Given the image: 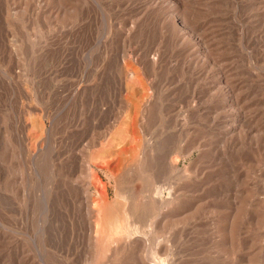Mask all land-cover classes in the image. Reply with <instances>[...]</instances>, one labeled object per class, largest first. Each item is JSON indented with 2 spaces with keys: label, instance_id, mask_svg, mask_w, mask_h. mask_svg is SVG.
I'll return each mask as SVG.
<instances>
[{
  "label": "rangeland",
  "instance_id": "1",
  "mask_svg": "<svg viewBox=\"0 0 264 264\" xmlns=\"http://www.w3.org/2000/svg\"><path fill=\"white\" fill-rule=\"evenodd\" d=\"M93 1L0 0V232L7 231V235L9 233V246L7 245L6 248L3 249V246L0 243V264H26L24 261L28 258L30 259L28 260L34 264H67V255L64 250L67 245L63 244L68 243L70 236L73 240L72 243L75 241L74 234H76L75 232H77V229L83 227L81 221H84L83 214L78 211L77 201L74 197V191L71 186V180L73 176H75V173L73 174V171H71L74 166H70V164H74L73 161L76 160L78 156L85 154L92 159L91 162L92 165H94L92 167L98 179L94 183L98 181L104 183L107 186L108 193L110 192V199L114 198V190L117 188V179L115 180L108 177L107 172L102 167L104 163H101V157L105 158V160H109V158L110 160L112 159L111 161L109 160L110 164L107 165H110L109 168H113L112 170H118V168H120L119 162L116 164V158L121 162V160L127 156L128 160L131 162L130 167L127 166V168H133L135 166L136 157H133L132 155H130V157L127 154L129 153L127 150V153H119L123 138L120 140V138L118 139L117 137L115 139L116 143L114 142L115 140L111 141V143L105 141L106 136L108 137L115 128L111 125V122L113 121L112 119L116 117L119 118L124 114L125 108L122 104V98L117 87L119 85V79L123 75L122 68L124 66H122V63L127 62V59L129 60L130 58H132L130 60H133V54L130 57L132 50L136 49L142 53L159 46L167 55H165L168 59L167 61H170L168 64L166 63L162 66L156 73L150 72V74L148 73L147 75V81L151 83V91L149 90V92H151L150 96L152 95L150 97L152 100V108H150V111H147L146 121L143 125L144 130L141 126H139V129L136 127V135L142 138L141 140L146 143L148 148L154 149L155 154L157 152L156 155H158L160 159L162 158V161H173L176 159H173L174 157L179 158L178 166L180 169H183L188 165L191 159L198 156L197 151H194L190 157L185 158L182 157L181 154V149L188 147V145L190 147L193 138L207 143L215 140L214 133L211 131L209 132L208 123L203 117V113H192L190 110V97H186V95H191V89L193 88L196 91L203 92L204 87L206 86L204 75L209 76L212 72L215 73L214 70L207 64L201 67H193V65H183L182 61H176L175 59L177 56L173 52V46L170 45V42L159 38L158 29L154 25H140L136 30H132L129 37L130 40L127 38V32L130 30L132 22H135L139 16L138 7H141L142 5L145 6V4L148 3L154 5L158 3H160L158 5H161L162 3L164 6L168 7L167 4L171 3H168V0H131L132 2L130 0ZM96 1L97 3H95ZM220 1L221 0L217 2L219 4L216 3L215 6H212L211 10H207L206 8L203 9L204 5L199 6L202 7V10L199 13L200 16H198L200 21L206 22L208 29L211 27L209 30L205 28L208 30H205L206 39L214 41L213 47H216V50L218 49L217 53L221 55H219V60L221 59L220 62H222L224 56L227 57L229 54H242L240 47L242 41H244L243 34L249 23L251 25L252 22L253 24L256 23H254V20L256 19L255 12L257 11L254 4L260 1L263 2L264 0ZM205 2L208 4L209 0L201 1L203 4ZM237 2L240 3L238 4ZM163 5H161L162 8H165ZM246 6L249 8H246ZM41 8H43L44 12ZM212 10L215 12H212ZM212 15L213 17H211ZM230 17H233V20ZM242 17L244 18L242 19ZM208 19L209 21L216 20L211 23L207 21ZM227 19H229V21ZM241 27L244 31L241 30ZM233 29L235 32L237 31L236 35L235 32L233 33ZM239 29L242 33L239 32ZM227 31L229 33H227ZM226 33L227 35H225ZM231 40H233L234 43H232ZM216 43L218 48L215 45ZM71 53L73 60L72 63H75L76 65L74 67L78 69V72L83 73V80H85L84 83L89 84L91 90L89 89L88 92L84 94L85 96L83 95L82 99H78L76 103L71 102L70 104L65 105L64 92L61 90L60 86L66 82L64 80L67 78L61 71L63 70L62 65L64 64V61ZM87 55H90L89 62L86 58ZM85 62H87L88 65ZM242 65L247 73L246 75L248 76L249 74L248 77H253V75L258 74V72H261L264 75L263 60L256 63L259 70L262 71L254 68L247 60L246 62L243 60ZM52 72L56 73L55 80L53 79L54 76L51 77ZM193 72H195V74ZM250 73L252 74L250 75ZM260 82L262 87L258 88V91L256 92L258 97L261 96L260 94H263L264 96V79ZM56 84H58V86ZM55 88L59 90H57L58 93L55 91ZM153 101L156 103L154 104ZM263 104L264 103L257 104L256 106L253 104V106L250 105L246 108L247 112H249L248 114L254 116L253 119H257L256 124H261V122L264 124ZM103 107L108 108V114H102V112H100V108ZM260 113L262 114L260 115ZM193 116L195 118H193ZM205 126L208 128H205ZM125 138L122 143L123 145L125 143L127 149V147H129V142L127 141V137ZM100 140L103 142L101 141L100 143ZM117 140L120 141L118 142ZM112 142L115 144L120 143L121 145L120 147H116ZM101 144H103V146ZM110 144H112V146H110ZM114 147H116L117 150ZM110 150L111 152H109ZM94 151L96 153L99 151V154L104 151L107 154L104 152L103 154L107 156L104 157L101 156L103 155L101 154V157H99V154L97 153L96 155ZM114 151H116L115 155ZM39 153L41 155L40 165L37 164L35 158L36 154ZM250 156L252 155L246 153L241 154L238 152L227 161H218V158H213L211 153H208L200 159L201 164L205 166L207 170L210 169L209 171H217L219 179L226 189L235 187L238 189L240 204L241 207L243 206L241 215L242 223L245 226L247 225L246 229H250L253 234L259 233L262 238L264 225L260 222L255 224L254 220L248 215L247 207L250 204V195L248 194L255 192L258 188V185L256 186V184L264 181V153L262 152L261 154L254 155L255 159H252ZM98 158L100 159L98 160ZM132 158L135 159L132 160ZM124 160L127 161V159ZM129 161L127 162V165H129ZM111 162L113 163L111 164ZM100 164L103 165L100 166ZM131 164H133V166ZM164 168L166 169V167ZM36 174L39 179H37L38 177ZM121 174L126 173L125 171H122ZM158 175L159 176L156 178V184L158 185L159 183L162 187L167 186L168 188L175 184L176 178L179 176L177 172L169 173L167 170L165 172V170L163 171V168L159 171ZM206 182L203 186L206 188V200L209 201L214 198L216 194L214 192H216V189H213L212 187L213 180L209 179ZM98 183H96L95 186L99 187ZM68 187L72 190L70 189V191ZM142 189L143 186L139 182L127 184V205L130 203L131 208L133 207L132 211H134L136 216L139 215L140 219L138 218L135 223H138V226H141V228H145L143 227V222L148 221V219L151 218V214H146L143 210L146 196H144L145 194H143ZM69 192H72V195H70L71 193ZM91 192H94V187L91 188ZM41 193L42 197L44 196L43 198L40 196ZM2 198L7 199L2 200ZM41 199H44V201ZM117 201L116 203L119 202L118 207L119 205L121 206L119 209H122V206L124 205L122 203L120 204L122 199L118 202ZM10 204H13V206ZM6 205H8V207H6ZM130 206H128L127 210H129ZM187 210H185L180 216H173L168 219V225L166 228L167 232L165 231V234L163 235L169 238L170 234L175 233V248L178 256L186 257H184V259L199 257L206 251L204 243L200 238L196 237V232H198L197 223L199 221L198 210L194 207L188 208ZM144 217H147L146 221H142L145 219ZM81 218L83 219L80 220ZM182 228H185L187 232L180 235L179 232ZM83 232L82 234L84 235ZM163 236H159L157 239L162 240ZM241 243L238 253L240 257L237 264H264V243L262 240L259 242L262 245L259 249L250 248L251 242L249 241H243ZM179 244L180 248L178 246ZM73 245L76 246L75 250L78 251V253L76 252V255L80 256H78L80 263L88 264V261L91 259V251L87 248L85 242H82L80 245L73 243ZM187 248L189 249V252H187ZM202 249L204 251L201 253L200 250ZM181 250L184 254H182L183 252ZM217 250L220 255L222 254V263L227 264L228 262L230 264V256H232L230 252L221 250L220 247L219 249L217 248ZM190 252H192L190 254L191 256L188 255ZM70 253L72 254L69 257L73 260V251ZM214 253L216 252L212 249V253L210 254L213 255ZM226 256L228 258H226ZM223 258H226L227 260H224ZM127 260L128 257L122 261L127 263L122 264H129L130 259L129 261ZM210 262L211 264H219L218 261L215 262L210 260Z\"/></svg>",
  "mask_w": 264,
  "mask_h": 264
},
{
  "label": "bare ground",
  "instance_id": "2",
  "mask_svg": "<svg viewBox=\"0 0 264 264\" xmlns=\"http://www.w3.org/2000/svg\"><path fill=\"white\" fill-rule=\"evenodd\" d=\"M201 1H203V0H168V3H171V4H167V2H166L168 7L164 6L161 3V5H163V7H165V8H162L161 5H158L160 3L155 4V5L151 4V3L145 4V6L142 5L143 7L142 6L138 7L139 8V12H138L139 16L135 22H132L131 28L127 32V38H128V40H130L129 37H130L132 30H134V29L136 30V28L140 27V25H142V26L144 24L145 25H147V24L154 25L158 29L159 36H160L159 38H161V40L163 39V40L170 42L171 43L170 45L173 46V52L177 56V58L175 59L176 61H182L183 65L188 64L189 66L193 65V67H196V66L201 67V66L207 64L210 68H212L214 70L215 73L212 72V74H210V72H209V74H210L209 76L204 75L205 76L204 78L206 79V86L204 87L203 92L196 91L193 88L194 90L191 89L192 90L191 95L190 96L186 95V97L187 98L190 97V104H191L190 110L192 111V113H194V114L203 113V115H204L203 117L207 121L208 127H209L208 128L207 126H205V128L207 127L209 129V132L211 131L212 133H214L215 140L207 143L205 141H200L196 138H193L190 147L188 145V147L181 149V154H182V157L185 158V157H190L194 151H197L198 156L191 159L189 161L188 165H186L183 169H180L178 166L179 158H177V157L173 158L172 157L173 159H175V158L176 159L173 161L172 160L166 161V162L162 161V158L160 159V157H158V155H156L157 152L155 154L154 149L148 148L146 143H144L141 140L142 138H140L138 135H136L137 134L136 127H138L137 129H139V126H141L142 129L144 130L143 125L145 124V121H146L147 111L148 110L150 111V108H152V100L150 98L152 95L150 96L151 92H149V90L151 88V83L149 81H147V75H148V73L150 74V72L156 73L162 66H164L166 63L168 64L170 61H167L168 60L166 57L167 55L165 54V52L163 50H161V48L159 46L155 47L153 49L149 48L150 50H147V51L142 52V53L136 49L132 50L130 57L133 54V56H134L133 60H130V59H132V58H130L129 60L127 59V62L122 63L123 64L122 66H124L123 68L121 67L122 71H123L122 72L123 75L119 79V82H118L119 85L117 87V90H118V92L122 98V104L125 108L124 114H123V116H121L119 118L115 116L116 118L112 119L113 121L111 122V125H112V127H115V128L113 129L114 131L112 133H110V135L108 137L106 136L105 141L108 143H111V141L115 140L118 137V139L120 138V140H122L121 138H123L122 142H124V140L126 139L125 137H127V141L129 142V147H127V149H126L125 143L123 145V143L121 142L122 146H121V148H119L120 149L119 153H122V152L124 153L127 150V152H129V153H127V152L126 153L129 156L132 155L133 157H136L135 166L133 168H127V166L130 167V163H131L128 160V156H127L126 158H124V159H127V161L122 159L120 162V160H118V158H116L117 159L116 164H117V162H119L120 166L119 165L118 166L120 168L117 167L118 170H116V169L112 170L113 168L112 169L109 168L110 165L107 166L108 164H110L109 163L110 158H109V160L108 159L105 160V158L101 157V156L106 157L107 155L105 156V154H107V153L102 151V153L100 152V154H99V151L97 152L99 154V157H101V160H102L101 163H104V165L100 164V166L103 165L102 167L107 172L108 177L113 178L115 180L117 179V183H116L117 188L115 187L116 190H114L115 191L114 198L110 199V197H109L110 192L108 193L107 186L104 183H101V181L100 182L98 181L99 183L98 182H96V183H98L99 187L95 186L96 183H94V182L98 179H97L96 173L92 167L94 165H92V162H91L92 159L90 157H88L85 154L80 155L76 158V160L73 161L74 164H72V163L70 164V166L71 165L74 166L73 170H71V169L70 170L73 171V174L75 173V176H73V178L71 180L72 181L71 186H72V189L74 191L73 192L74 197L77 201V207L79 209L78 211H80L84 216V221H81L83 223V225H82L83 227H80L79 229H77V232H75L76 233V234H74L75 235V239H74L75 241L73 243L80 245L82 242H85L87 248H89L91 251V259L90 260L88 259L89 260L88 264H120V263L122 264V263H127L125 261L122 262L124 259H127V257H128L127 261H129V259H130L129 264H211L210 260H213L215 262L218 261L220 264V263H222L223 260L221 258L222 254L220 255V253L217 250V248L219 249V247L221 250L230 252V254L232 255V256H230L231 260L229 259L231 262L230 264H237V261L240 257V255L238 253L240 250V244H242L241 242H243V241L251 242L250 248H252V249H259L262 246L259 243L260 240H262L264 243V232L262 233L263 237L261 238L259 233L253 234V232H251L250 229H248V228L246 229L247 225L245 226L242 223L241 215H242V207L243 206L241 207V204H240L238 189H236V187L226 189V187L223 186L222 182L220 181L217 171H209L210 169L207 170V168H205V166H203L201 164V159H200L201 157L206 156V154H208V153L209 154L211 153L213 158H218V161L219 160L220 161H223V160L227 161L229 158H231L234 154H236L238 152H240L241 154L246 153L248 155H252V156H250L252 159L254 158V155L261 154L262 152L264 153V124L262 122H261V124H256L257 119L256 118L253 119L254 116H252V115L250 116L248 114L249 112H247V110H246L247 106H250V105L253 106V104H255V106H256L257 104L259 105V104L264 103L263 94H260L261 96L258 97L257 93H256L258 91V88L262 87V84L260 81H262V79H264L263 78L264 75L261 72H258V74L253 75L254 78L248 77L249 74H248V76L246 75L247 73L244 70V66L242 65V61L245 60V62H246V60H247L254 68L259 70V67L256 65V63L257 62L259 63L262 60L264 61V1L263 2L260 1V2H257L254 4L256 6V11H257V12H255L256 13L255 14L256 19L254 20V23L255 22L256 23L253 24V22L251 21L252 25L249 23V25L247 26V28L243 34L244 41H242L241 47H240L242 54L241 55L229 54L227 57H225V56H224L225 58L223 57L224 60L222 62H220L221 59L219 60L221 55L217 53L218 49L216 50V47L215 48L213 47L214 41L206 39L205 30L208 29L207 28L208 25L206 24V22L199 20V16H200L199 13L202 10V7H199V6L204 5L203 9L206 8L207 10L208 9L211 10L212 6H215L219 0L218 1L217 0H209L208 4L206 2L203 4V3H201ZM243 2H245V1H243ZM95 3H97V1ZM142 4H143V2H142ZM217 4H219V3H217ZM248 4H250V3H248ZM251 5H250V7H251ZM254 5H253V7H254ZM247 6H246V8H249ZM97 7H98V5H97ZM41 10L43 11V8H41ZM207 10H206V12H207ZM217 11H220V10H217ZM236 11H237V9H236ZM212 12H215V11L212 10ZM241 12H243V11H241ZM229 13H230V11H229ZM98 14H100V13H98ZM207 16H208V14H207ZM211 17H213V15ZM214 18H215V16H214ZM230 18H232V20H233V17H230ZM243 18L244 17H242V19ZM209 19L207 21H209ZM214 20H216V19H214ZM214 20H212V21H214ZM222 20H224V19H222ZM227 20L229 21V19H227ZM212 21L210 20L209 22L212 23ZM244 21H245V19H244ZM221 22H223V21H221ZM238 22H240V21H238ZM214 23H216V22H214ZM219 26H221V25H219ZM225 26H226V24H225ZM242 27H241V30H243ZM205 28H207V29H205ZM209 29H211V27ZM231 29H232V27H231ZM234 32H235V30L233 29V33ZM236 32H235V35L237 34ZM239 32L242 33V31H240V29H239ZM212 33H213V31H212ZM227 33H229V32L227 31ZM227 33L225 35H227ZM220 35H219V38H220ZM239 35H242V34H239ZM156 38H157V36H156ZM159 38H158V40H159ZM210 38H211V36H210ZM215 39H216V36H215ZM58 41H59V39H58ZM76 42H77V40H76ZM231 42L234 43L233 40H231ZM36 43H37V41H36ZM236 44H237V42H236ZM215 45L218 48L217 43ZM141 46H143V45H141ZM152 47H154V46H152ZM140 48H142V47H140ZM222 48H224V47H222ZM236 49H238V48H236ZM240 49H239V51H240ZM49 52H51V51H49ZM169 52H170V50H169ZM236 52H237V50H236ZM71 55H72V53L67 56L66 60L64 61V64L62 65L63 70L61 71L63 73V75L67 78L66 80H64L66 82H64L60 86L61 90L64 92L65 105H68L71 102L76 103L78 101V99L79 100L82 99L83 95L86 92H88V90L90 89V85L84 83L85 80H83V73L78 72V69H76L74 67L76 65H75V63H72L73 60H72ZM1 56H2V53H1ZM89 57H90V55H87V57H86L88 62L90 59ZM170 59H171V57H170ZM3 60H5V59H3ZM85 63H87V62H85ZM87 65H88V63H87ZM179 66H180V63H179ZM196 71H197V69H196ZM252 71H250V72H252ZM259 71H262V70H259ZM263 71H264V68H263ZM193 73L195 74V72H193ZM90 74H91V72H90ZM92 74H93V72H92ZM251 74L252 73H250V75ZM114 75H115V73H114ZM53 76H54L53 79L55 80V76H56L55 72L51 73V77H53ZM58 76H59V74H58ZM195 80H196V78H195ZM86 82H88V81H86ZM56 85L58 86V84H56ZM57 90L58 89L55 88L56 92H57ZM92 90H93V88H92ZM113 90H114V88H113ZM263 90H264V88H263ZM148 92H149V94H148ZM15 96H16V94H15ZM204 98H205V100H204ZM11 103H13V102H11ZM155 103L156 102H154V104ZM155 107H156V105H155ZM154 109H156V108H154ZM100 112H102V114H108L109 113L107 107L106 108H104V107L100 108ZM152 113H153V111H152ZM261 114L262 113H260V115ZM56 115H55V117H56ZM194 116H193V118H195ZM16 119H18V118H16ZM52 119H54V118H52ZM24 120H26V119H24ZM101 137H103V136H101ZM120 140H117V141L119 142ZM101 141L102 140H100V143H101ZM114 142L116 143V140ZM114 142H112V143H114ZM121 144L119 143V144H115V145H116V147H120ZM21 145H23V144H21ZM101 145L103 146V144H101ZM110 146H112V144H110ZM116 147H114V148H116ZM89 148H90V146H89ZM101 149H102V147H101ZM107 149H109V148H107ZM116 150H117V148H116ZM103 152L105 154H103ZM109 152H111V150ZM115 152L116 151H114V155H115ZM94 153H96V152L94 151ZM97 153H96V155H97ZM101 154H103V155H101ZM111 157H114V156H111ZM35 158L37 160V164L40 165V163H41L40 153L36 154ZM35 158H34V161H35ZM99 159L100 158H98V160ZM134 159L135 158H132V160H134ZM128 161H129V165H127ZM98 163H99V161H98ZM112 163L113 162H111V164ZM97 165H99V164H97ZM131 165L133 166V164H131ZM111 167H112V165H111ZM164 167H166V169ZM115 168H116V166H115ZM162 168H163V171L165 170V172L167 170L169 173L177 172L179 174V176L176 178L175 184L173 186L172 185L169 186V188L167 186L162 187L161 185H159V183H158V185L156 184V178L159 176L158 173L160 170H162ZM122 171H125L126 174H121ZM35 173H36V171H35ZM73 174H71V175H73ZM36 176H37V174H36ZM37 179H39V177ZM158 179H157V181H158ZM209 179L213 180L212 187H213V189H216V192H214L216 194H215L213 199L207 201L206 196H205L206 188L203 185ZM112 182H113V180H112ZM135 182H139L140 184H142V186H143L142 192H143V194H145L144 196H146V200H145L143 210H144V212H146V214L147 213L151 214L150 215L151 218H149L148 221H146V218L148 216L146 218L144 217L145 218V219L143 218L144 220L141 219L142 221H146V222H143V227H145V228H141V226H138V223H135V222H137L139 215L136 216L134 211H132L133 207L131 208L130 203H129V205H127V184H130V183L133 184ZM113 185H115V184H113ZM257 185H258V188L256 189V191L252 192L251 194H248V195H250V204L247 207V211H248V215L254 220L255 224H258L260 222L264 225V181H261L259 184H256V186ZM60 187H62V186H60ZM92 187H94V192H91ZM125 187H126V190H125ZM70 189L71 188H69V190ZM69 193H71L70 195H72V192H69ZM40 196H41V198L44 197V196L42 197V193ZM5 197H6V195H5ZM3 199H7V198H2V200ZM120 199H122V202H120V204L121 203L124 204L122 206V209H119V207H121L120 205L118 207V204H119L118 201H120ZM41 200L44 201V199H41ZM4 201H6V200H4ZM116 201L118 203H116ZM5 204H8V203H5ZM44 205H45V202H44ZM11 206H13V204ZM128 206H130L129 210H127ZM6 207H8V205H6ZM191 207H194L195 209L198 210L199 221L197 223L198 232H196V234H197L196 237L200 238V240L204 243L206 251H205V253H203L199 257H192L190 259L189 258L184 259L185 256L184 257L178 256L177 250L175 248L176 247V244L174 243L175 242L174 241L175 233L170 234L169 238H167L166 236H163V235L165 234V231H166V228L168 225V219L170 217H173V216L182 215V213H184L185 210H187L188 208H191ZM13 208H15V207H13ZM76 211H75V213H76ZM75 215H77V214H75ZM78 215H80V214H78ZM141 215H142V213H141ZM83 216H81V217H83ZM249 216H247V217H249ZM70 218H71V216H70ZM78 218H79V216H78ZM76 219H77V216H76ZM82 219L83 218H81L80 220H82ZM66 220H68V219H66ZM52 222H53V220H52ZM74 224H76V223H74ZM72 226H74V225H72ZM93 229H94V231H93ZM36 230H38V229H36ZM66 230H65V233H66ZM6 232H0V243L3 246V249L6 248V246L9 244L8 243L9 233L7 235ZM82 232L84 233V235L82 234ZM185 232H187L185 230V228H182L180 230L179 234L180 235L183 233L185 234ZM56 233H57V231H56ZM158 234H159V236H163L162 240L157 239L159 237ZM184 239H185V236H184ZM72 241L73 240L70 236L68 243L63 244V245H67V247L65 246L66 248H64L66 255H67V264H78V263H80V259H79L80 256L76 255V252L78 253V251L75 250L76 246L73 245ZM182 241L184 242L183 239H182ZM35 242H36V239H35ZM50 243H51V241H50ZM15 244H16V242H15ZM180 244L178 245L179 248H180ZM12 248H14V247H12ZM212 249H213V251L215 250V252H216V253H214L216 255L213 254L214 256L210 254V253H212ZM4 251H6V250H4ZM72 251H73V255H74L73 260L71 259V257H69L72 254V253H70ZM202 251H204V250L203 249L200 250L201 253H202ZM187 252H189V249ZM43 253H45V252H43ZM191 253L192 252L188 253V255H190ZM182 254H184V252ZM224 255H226V254H224ZM227 256H226V258H228ZM28 259H26L24 261L26 264H34L33 262L29 261L30 259L29 260ZM39 259H41V258H39ZM57 260H58V258H57ZM71 261H72V263H71ZM227 264H229V263L227 262Z\"/></svg>",
  "mask_w": 264,
  "mask_h": 264
}]
</instances>
